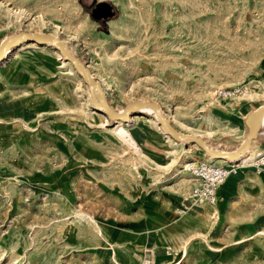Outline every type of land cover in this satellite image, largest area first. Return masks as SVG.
<instances>
[{
    "label": "rangeland",
    "instance_id": "obj_1",
    "mask_svg": "<svg viewBox=\"0 0 264 264\" xmlns=\"http://www.w3.org/2000/svg\"><path fill=\"white\" fill-rule=\"evenodd\" d=\"M93 1L0 0V43L64 38L116 110L155 101L217 149L239 135L243 104L264 100V0H105L117 8L106 23L90 17ZM29 43L0 62V264H264V173L251 165L264 146L236 161L215 204L178 216L187 161L232 162L142 108L121 133L54 46ZM235 85L246 94L213 96ZM213 106L236 116L222 123Z\"/></svg>",
    "mask_w": 264,
    "mask_h": 264
},
{
    "label": "water",
    "instance_id": "obj_2",
    "mask_svg": "<svg viewBox=\"0 0 264 264\" xmlns=\"http://www.w3.org/2000/svg\"><path fill=\"white\" fill-rule=\"evenodd\" d=\"M79 2H81V0H79ZM115 11H117V8L110 1L94 0L92 8L89 10V15L96 22L106 23L114 16ZM15 41L34 42L40 45L54 46L55 49L61 53V56L72 64L73 68L87 85L89 89V97L93 106L99 109L102 113H105L111 120L127 121L129 116L138 112L137 109L139 108L153 109L157 114L161 127L166 133L171 135L172 138L178 141L196 144L204 152L214 158L237 160L238 157L243 156L250 148V143L258 130V121L264 113V104H262L246 115L244 123L248 129L247 134L244 136L241 144L237 148H232L228 151L218 150L212 148L202 137L177 129L169 120L163 117L159 106L155 101L137 98L127 102L121 110L113 108L105 98L103 91L99 89L97 85L98 81L93 77L87 63L83 62L78 56L71 53V51L67 48L65 41L59 37L47 36L45 33L29 31L14 33L4 38L0 43V62L5 59V51L9 49ZM97 94L100 96V102L97 101Z\"/></svg>",
    "mask_w": 264,
    "mask_h": 264
},
{
    "label": "built area",
    "instance_id": "obj_3",
    "mask_svg": "<svg viewBox=\"0 0 264 264\" xmlns=\"http://www.w3.org/2000/svg\"><path fill=\"white\" fill-rule=\"evenodd\" d=\"M246 94L245 88L241 85L229 87H217L213 90L215 98H231ZM237 161V160H235ZM239 162L228 165L217 164L211 161L190 159L184 165L192 179L190 189L181 197L179 205L175 208V214L181 216L192 206L215 204L217 201V190L225 182L227 177L236 171ZM252 166L256 172L264 170V152L252 160Z\"/></svg>",
    "mask_w": 264,
    "mask_h": 264
},
{
    "label": "crops",
    "instance_id": "obj_4",
    "mask_svg": "<svg viewBox=\"0 0 264 264\" xmlns=\"http://www.w3.org/2000/svg\"><path fill=\"white\" fill-rule=\"evenodd\" d=\"M5 53H6V51H5ZM6 55H7V53H6ZM257 66L259 67L260 72H262V77L264 78V54L259 59V64ZM93 77H94V75H93ZM258 83L263 86L264 85V79H261L260 81H258ZM263 98H264V96H263ZM262 104H264V100L261 101V102H254L252 104H247V105L243 104V107H244L243 112H244V114L242 115V125H243L242 131L239 133L238 136H234L233 138H231L232 139L231 143H229V144H223L222 143L218 150L228 151V150H230L232 148H237L241 144V142H242L244 136L247 134V130H248L246 125H245V123H244V119H245L246 115L249 112L253 111L255 108H257L258 106L262 105ZM213 110L217 111L220 114V116L222 118V123H226L227 122L226 121L227 117L233 119L236 116V115L232 114L231 112H229L226 108H223V107L219 109L218 106H213ZM226 124L228 125L229 123H226ZM263 129H264V125L260 124L258 122V130L256 132L255 137L252 139V141L250 143V148L245 153L246 155H247V153L252 152L254 150H259V149H261L264 146V130ZM194 135H196V134H194ZM212 148H215V147H212ZM224 148H226V149H224ZM215 149H217V148H215ZM252 169L257 174L264 173V170L261 171V172H256L254 166H252ZM230 175H232V174H230ZM230 175L228 177H230ZM222 185L223 184H221L220 187L217 190V198L219 197L220 188H221Z\"/></svg>",
    "mask_w": 264,
    "mask_h": 264
},
{
    "label": "bare ground",
    "instance_id": "obj_5",
    "mask_svg": "<svg viewBox=\"0 0 264 264\" xmlns=\"http://www.w3.org/2000/svg\"><path fill=\"white\" fill-rule=\"evenodd\" d=\"M47 35V34H46ZM47 36H50V35H47ZM55 37H57V36H55ZM62 40H64V38H62ZM2 42V41H1ZM17 42H22V41H15L12 45H14V44H16ZM28 44V43H27ZM29 44H31V45H35L36 43H34V42H30ZM11 45V46H12ZM10 46V47H11ZM7 51V50H6ZM5 56H6V53H5ZM62 59L64 60V61H66L63 57H62ZM98 85V84H97ZM98 87H99V89H100V86L98 85ZM97 101H101L100 100V96L97 94ZM140 109V108H139ZM142 109H145V110H148V111H150V112H152V114L156 117V118H158L157 117V114H156V112L153 110V109H147V108H142ZM99 110V109H98ZM94 112H96V110L94 111ZM161 112V111H160ZM162 114V113H161ZM164 117V116H163ZM127 121H129V119L127 120ZM127 121H122V120H115L114 122L117 124V127L116 128H118V131H120L121 133H122V127L121 126H119L120 124H122V122H127ZM260 124H263L264 125V113L261 115V117H260V119H259V121H258ZM159 127H161V125H159ZM209 158H211V160H213V161H216V162H236L235 160H228V159H222V158H214V157H212V156H210ZM237 161H241L242 163L244 162V161H246L245 159H243V156H241V157H238V159H237ZM248 161V160H247ZM246 161V162H247ZM240 162V163H241ZM239 163V164H240ZM238 164V165H239ZM197 211V210H196ZM197 213V212H196Z\"/></svg>",
    "mask_w": 264,
    "mask_h": 264
},
{
    "label": "flooded vegetation",
    "instance_id": "obj_6",
    "mask_svg": "<svg viewBox=\"0 0 264 264\" xmlns=\"http://www.w3.org/2000/svg\"><path fill=\"white\" fill-rule=\"evenodd\" d=\"M93 4H91L90 8H92ZM116 12V11H115Z\"/></svg>",
    "mask_w": 264,
    "mask_h": 264
}]
</instances>
